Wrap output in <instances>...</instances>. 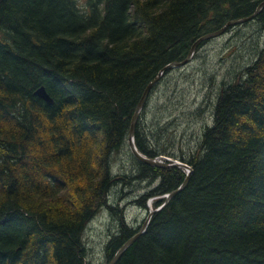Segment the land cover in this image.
Masks as SVG:
<instances>
[{
	"label": "trees",
	"instance_id": "1",
	"mask_svg": "<svg viewBox=\"0 0 264 264\" xmlns=\"http://www.w3.org/2000/svg\"><path fill=\"white\" fill-rule=\"evenodd\" d=\"M262 1L0 0V264H90L83 233L101 209L117 222L104 244L105 264L112 259L145 221L129 224L125 206L148 211L151 199L157 208L186 177L182 167L149 165L129 150L144 89L199 37ZM263 38L264 5L197 45L182 66L196 72L191 106L167 78L173 67L151 88L135 145L192 170L115 264H264ZM39 86L53 103L35 95ZM156 88L161 105L150 101ZM209 104L186 153L178 138ZM124 150L131 168L114 173ZM136 182L146 189L128 200Z\"/></svg>",
	"mask_w": 264,
	"mask_h": 264
},
{
	"label": "rangeland",
	"instance_id": "2",
	"mask_svg": "<svg viewBox=\"0 0 264 264\" xmlns=\"http://www.w3.org/2000/svg\"><path fill=\"white\" fill-rule=\"evenodd\" d=\"M261 41H264V38L261 39ZM213 42H210L209 44L205 45L204 50L206 53L209 51L214 50ZM203 64V61L200 62L199 60L194 65L201 66ZM208 65V63L204 64ZM184 75L189 76L190 78H185ZM196 75V72L193 71L191 67H175L174 71L171 72V74L168 75L167 78L177 79L179 86L184 88V92L186 96H189L190 103L189 106H191L192 102L196 101L194 96L196 92H194V87L189 86L191 82L195 81L194 77ZM192 79V80H191ZM188 90H190L188 93ZM159 88L154 89L150 95L152 97L150 101H156L159 97ZM164 98L163 96H161ZM160 97V98H161ZM155 105H161L162 101L154 103ZM179 107V106H178ZM177 108H173L171 111L176 112ZM211 114V105L205 106V113L203 120H198L196 123L193 124V126L188 129L185 132V135L178 138V141H181V144L179 146L184 150L186 153H190L195 149V145L197 143V129L201 127V125L209 120ZM186 122V121H184ZM162 158L168 160L172 159L169 156L166 155H160ZM164 161V160H163ZM169 161V160H168ZM124 169L129 170L131 168L130 160L127 156L126 151L124 150L119 155H115L113 163H112V169L114 173H117L118 171ZM146 189L144 182H136L135 186L132 188L133 191L130 192L128 200H131V198L135 197V195H138L142 193ZM112 202H117V186H115L111 191V197ZM149 206V207H148ZM147 207L150 208L152 206V202L147 203ZM148 214L147 209H144L142 207H138L135 204H128L125 206V216L126 220L129 224L133 226L142 225L143 221L146 219V216ZM117 229V222L116 220L108 213L107 210L101 209L97 214H95L87 223L84 233H83V239L87 248V259L89 260L90 264H105V256H104V244L109 238V235L111 232L115 231Z\"/></svg>",
	"mask_w": 264,
	"mask_h": 264
},
{
	"label": "water",
	"instance_id": "3",
	"mask_svg": "<svg viewBox=\"0 0 264 264\" xmlns=\"http://www.w3.org/2000/svg\"><path fill=\"white\" fill-rule=\"evenodd\" d=\"M264 5V1L260 2L255 10V12L247 17L244 18H239V19H235V20H230L228 21L224 26H222L220 29L213 31V32H209L207 34L202 35L201 37H199L191 46L187 57L182 60V61H173L171 63H169L168 65H166L163 69L160 70V72L158 73V75L156 76V78L151 81L146 88L144 89L138 103L137 106L135 108V112L132 116L131 119V123H130V128L128 131V135H127V144L129 147L130 152L132 153V155L139 161L144 162L146 164L149 165H153V166H162V167H167V166H178V167H182L186 170V177L184 179V181L174 190H172L171 192L165 194V201L157 208H149L148 214L146 216V219L141 227V229L139 231H137L135 234H133L130 238H128L122 245L121 247H119L117 249V251L115 252L114 256L112 257V259L107 263V264H115L116 261L119 259V257L121 256V254L139 237V235H141L145 228L147 227V224L152 216V214L155 211L160 210L161 208H163L168 201L176 194L178 193L181 189L184 188V186L186 185L187 181H188V177L191 173V167L180 161L177 159H168L170 162L168 163H164L162 160H160L158 157H147L146 155H144L143 153H141L140 151H138L136 145H135V141H134V132H135V125H136V121L138 119L139 113L142 110V108L144 107V103L145 100L148 98L149 93L151 91V88L159 81V79L162 76V73L164 72L165 69L169 68V67H181L184 66L185 64H187L191 59L192 56L195 53L196 47L197 45L203 41L204 39H211L214 37H218L220 35H222L223 33L226 32L227 28L231 25H235V24H239V23H243L246 21H249L250 19H253L256 14L259 12V10L262 8V6ZM35 95H37L38 97L42 98L46 103L51 104L53 103L52 98L50 97V95L47 93L46 89L44 86H39L35 91H34Z\"/></svg>",
	"mask_w": 264,
	"mask_h": 264
}]
</instances>
